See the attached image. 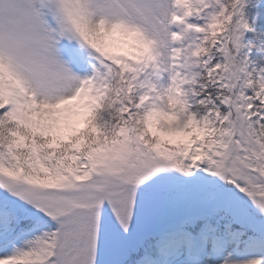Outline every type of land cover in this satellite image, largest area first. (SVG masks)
Listing matches in <instances>:
<instances>
[{
  "label": "snow or ice",
  "instance_id": "obj_1",
  "mask_svg": "<svg viewBox=\"0 0 264 264\" xmlns=\"http://www.w3.org/2000/svg\"><path fill=\"white\" fill-rule=\"evenodd\" d=\"M0 264H264V0H0Z\"/></svg>",
  "mask_w": 264,
  "mask_h": 264
}]
</instances>
